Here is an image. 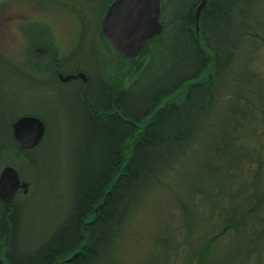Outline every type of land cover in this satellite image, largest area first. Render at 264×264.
I'll return each instance as SVG.
<instances>
[{"label": "trees", "instance_id": "trees-1", "mask_svg": "<svg viewBox=\"0 0 264 264\" xmlns=\"http://www.w3.org/2000/svg\"><path fill=\"white\" fill-rule=\"evenodd\" d=\"M98 1L104 19L116 0ZM200 3L161 0L163 34L137 59L112 49L119 62L111 77L74 82L68 103L84 132L70 215L37 251L18 255L17 203L0 202V264H118L145 191L162 188L194 145L198 187L192 185L189 200L176 201L156 242L158 255L147 264H264V78L247 60L236 66L247 46L264 49L261 0H208L197 33ZM40 54L56 61L55 51ZM133 66L135 78L125 88L119 78ZM4 109L0 159L7 150L27 153L10 123L2 133ZM202 130L206 140L198 139ZM192 202L203 211L200 219L191 216Z\"/></svg>", "mask_w": 264, "mask_h": 264}, {"label": "rangeland", "instance_id": "rangeland-1", "mask_svg": "<svg viewBox=\"0 0 264 264\" xmlns=\"http://www.w3.org/2000/svg\"><path fill=\"white\" fill-rule=\"evenodd\" d=\"M100 4L98 0H0V107L6 114L2 133L8 131L9 123L13 126L24 117L42 119L46 129L37 148L24 155L7 150L0 159V172L11 167L29 186L28 195L20 192L16 198L18 255L29 256L44 245L69 217L73 206L83 120L68 103L78 84H61L55 70L63 76L82 73L95 81L115 73L119 57L99 36L103 19ZM257 17L264 20V0ZM259 48L243 49L236 66L247 60L264 78V49ZM47 51L56 52V61L40 54ZM135 71L133 66L126 78H119L125 88L131 85ZM221 107L214 104V110ZM217 115L209 120L216 121ZM207 133L202 130L198 139L206 140ZM198 151L194 145L179 160L162 188L145 191L123 236L118 264H147L157 257L156 242L177 207L176 201L189 200L192 185L198 187ZM190 209L194 220L204 216L193 202Z\"/></svg>", "mask_w": 264, "mask_h": 264}, {"label": "water", "instance_id": "water-1", "mask_svg": "<svg viewBox=\"0 0 264 264\" xmlns=\"http://www.w3.org/2000/svg\"><path fill=\"white\" fill-rule=\"evenodd\" d=\"M208 0H201L195 12V30L199 33L201 15ZM161 0H116L107 11L101 33L110 47L127 60H135L151 40L163 34L164 26L160 22ZM81 80L87 83L86 75L63 76L59 81L68 84ZM43 122L35 117H24L14 123L12 134L23 151L37 148L45 137ZM29 193L28 184L21 181L18 172L6 167L0 172V202L11 206L18 194Z\"/></svg>", "mask_w": 264, "mask_h": 264}, {"label": "flooded vegetation", "instance_id": "flooded-vegetation-1", "mask_svg": "<svg viewBox=\"0 0 264 264\" xmlns=\"http://www.w3.org/2000/svg\"><path fill=\"white\" fill-rule=\"evenodd\" d=\"M55 71H56V73H57L56 75H57V78H58V80H59V77H60V75H62V74H61V72H60L59 70H55Z\"/></svg>", "mask_w": 264, "mask_h": 264}]
</instances>
